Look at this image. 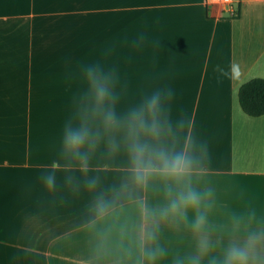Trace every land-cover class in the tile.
<instances>
[{
    "label": "crops",
    "instance_id": "crops-1",
    "mask_svg": "<svg viewBox=\"0 0 264 264\" xmlns=\"http://www.w3.org/2000/svg\"><path fill=\"white\" fill-rule=\"evenodd\" d=\"M238 5L230 16L207 0H0V264H94L85 225L95 194L84 182L119 184L127 157H108L101 144L86 175L64 169L60 130L89 64L128 66L116 86L119 112L173 91L181 144L191 132L208 145L215 223L249 210L264 216V114L249 115L239 99L244 82L264 78V0ZM161 243L170 252L193 247L188 233L167 226Z\"/></svg>",
    "mask_w": 264,
    "mask_h": 264
},
{
    "label": "clouds",
    "instance_id": "clouds-1",
    "mask_svg": "<svg viewBox=\"0 0 264 264\" xmlns=\"http://www.w3.org/2000/svg\"><path fill=\"white\" fill-rule=\"evenodd\" d=\"M216 71L228 74L219 65ZM83 79L86 88L60 130L64 169L86 175L101 144L108 157H127L119 184L98 190L99 177L84 182L95 194L85 225L94 264H264V216L249 210L229 213L222 224L213 221L218 203L205 180L208 145L197 144L191 132L181 144L184 122H172L173 91L157 89L119 112L114 68L89 64ZM43 179L55 187L54 173ZM165 226L188 233L192 250L170 252L161 243Z\"/></svg>",
    "mask_w": 264,
    "mask_h": 264
},
{
    "label": "trees",
    "instance_id": "trees-1",
    "mask_svg": "<svg viewBox=\"0 0 264 264\" xmlns=\"http://www.w3.org/2000/svg\"><path fill=\"white\" fill-rule=\"evenodd\" d=\"M240 103L252 116L264 114V78L256 77L244 82L239 88Z\"/></svg>",
    "mask_w": 264,
    "mask_h": 264
},
{
    "label": "built area",
    "instance_id": "built-area-1",
    "mask_svg": "<svg viewBox=\"0 0 264 264\" xmlns=\"http://www.w3.org/2000/svg\"><path fill=\"white\" fill-rule=\"evenodd\" d=\"M207 3L216 4L222 12H228L230 16L238 15V0H207Z\"/></svg>",
    "mask_w": 264,
    "mask_h": 264
},
{
    "label": "rangeland",
    "instance_id": "rangeland-1",
    "mask_svg": "<svg viewBox=\"0 0 264 264\" xmlns=\"http://www.w3.org/2000/svg\"><path fill=\"white\" fill-rule=\"evenodd\" d=\"M116 72L118 77L128 75V66H117ZM39 99L42 100L41 97Z\"/></svg>",
    "mask_w": 264,
    "mask_h": 264
}]
</instances>
